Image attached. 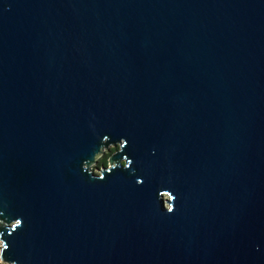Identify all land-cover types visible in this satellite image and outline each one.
<instances>
[{"label":"water","instance_id":"95a60500","mask_svg":"<svg viewBox=\"0 0 264 264\" xmlns=\"http://www.w3.org/2000/svg\"><path fill=\"white\" fill-rule=\"evenodd\" d=\"M122 140L128 169L84 170ZM0 238L5 264H264V0H0Z\"/></svg>","mask_w":264,"mask_h":264},{"label":"clouds","instance_id":"9594fccd","mask_svg":"<svg viewBox=\"0 0 264 264\" xmlns=\"http://www.w3.org/2000/svg\"><path fill=\"white\" fill-rule=\"evenodd\" d=\"M107 139L108 138L106 137L105 142H107ZM118 144H123V148H122V150H123L127 144V141L122 140L120 143L111 144L110 147H112L113 145H118ZM110 147H106V148H102V149L106 150L107 148H110ZM100 154H101V151L95 156V162L94 163H92L91 165H88V164L84 165V170L86 172L92 174L94 177L98 178L99 180H103L106 178L105 177V169L112 171V170H115L118 166L122 167L124 169H128L130 167V165L133 163V161H131L127 157H125L121 162H119V165L114 164L112 162L115 166H109L107 168H104V167L98 165L97 157ZM125 160L128 161L127 165H125V163H124ZM141 183H142V181H141ZM164 193H168L169 197L165 198V197L161 196V199L163 202V209L168 214H172L175 211V203L174 202L176 201L177 197L171 191H164ZM5 206H6V204H5ZM13 223L16 224V227L13 230H17L18 228L22 227V225H23L22 219H15L10 224H13ZM9 247L10 246L6 243L5 239L0 238V264H5L4 256H5L6 250H8ZM7 264H17V262L13 261V260H7Z\"/></svg>","mask_w":264,"mask_h":264},{"label":"trees","instance_id":"16d2710c","mask_svg":"<svg viewBox=\"0 0 264 264\" xmlns=\"http://www.w3.org/2000/svg\"><path fill=\"white\" fill-rule=\"evenodd\" d=\"M114 149H112L113 151ZM109 156L110 153L109 152H105L98 160V165L99 166H104V165H108L109 163Z\"/></svg>","mask_w":264,"mask_h":264},{"label":"rangeland","instance_id":"374dc122","mask_svg":"<svg viewBox=\"0 0 264 264\" xmlns=\"http://www.w3.org/2000/svg\"><path fill=\"white\" fill-rule=\"evenodd\" d=\"M110 149H111L110 151H109V150H107L106 152H109V153H111L112 149H115V147H114V146H112Z\"/></svg>","mask_w":264,"mask_h":264}]
</instances>
